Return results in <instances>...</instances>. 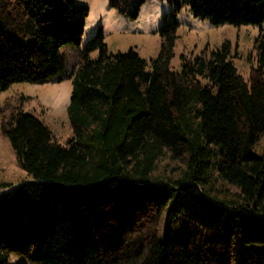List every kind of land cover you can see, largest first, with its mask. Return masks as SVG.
I'll use <instances>...</instances> for the list:
<instances>
[{"label": "trees", "instance_id": "obj_1", "mask_svg": "<svg viewBox=\"0 0 264 264\" xmlns=\"http://www.w3.org/2000/svg\"><path fill=\"white\" fill-rule=\"evenodd\" d=\"M182 1L216 26L260 28L248 80L229 42L173 70L174 16L151 70L109 53L99 28L70 72L63 50L80 49L89 7L0 0V92L71 80L74 130L61 145L23 110L2 124L28 178L0 183V264H264V0ZM164 151L185 161L177 180L153 179ZM214 177L237 197L214 195Z\"/></svg>", "mask_w": 264, "mask_h": 264}, {"label": "rangeland", "instance_id": "obj_2", "mask_svg": "<svg viewBox=\"0 0 264 264\" xmlns=\"http://www.w3.org/2000/svg\"><path fill=\"white\" fill-rule=\"evenodd\" d=\"M240 4L246 0H237ZM90 9L80 49L69 47L63 50L68 70H76L80 64V51L102 28L104 43L112 54L134 50L147 61L161 51L163 39L159 30L164 17L174 16L179 23L171 67L181 70V55L194 57L208 55L223 43L232 46V59L238 72L248 80L253 67L257 66L255 41L260 34L257 26L235 27L229 24L216 26L205 18L194 16L189 5L182 0H78ZM98 52L91 54L96 59ZM79 61V62H78ZM59 77L45 84L17 83L7 91L0 92V183L16 186L28 178L19 166L16 154L3 133L2 124L17 110H23L42 120L52 131L56 141L66 145L73 138L67 108L72 96V81ZM264 149V135L259 145ZM186 170L184 159H174L164 151L156 163L153 179L174 181ZM212 193L221 199H231L238 190L214 177L211 180ZM164 228V220L162 230Z\"/></svg>", "mask_w": 264, "mask_h": 264}]
</instances>
